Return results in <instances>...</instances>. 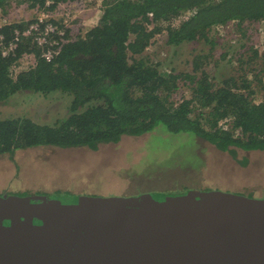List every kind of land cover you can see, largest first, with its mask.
<instances>
[{"label":"trees","instance_id":"16d2710c","mask_svg":"<svg viewBox=\"0 0 264 264\" xmlns=\"http://www.w3.org/2000/svg\"><path fill=\"white\" fill-rule=\"evenodd\" d=\"M13 1L58 15V20L52 17L50 22L65 30L68 42L51 61L42 56L44 48L34 36L22 37L8 56L0 52V104L30 92L69 103L67 115L53 123H41L24 114L0 118V156L12 157L17 150L39 146L99 150L148 134L147 143L154 142L161 133L174 140L203 139L230 153L242 166L249 163L246 153L264 151V52L243 45L234 74L217 82L204 69L206 56L194 57L193 74L166 75L146 52L152 39L163 31L162 24L181 14L187 15L178 25L170 22L167 27V45L212 42L211 30L230 23L247 37L250 28L264 23V0H98L102 11L99 22L75 35L72 24L79 20L63 24L67 15L74 16V9L63 5L75 0H0L2 15L8 13ZM37 16L1 27L6 45L15 29L23 32ZM26 55L36 58L35 65L16 73ZM179 78L189 81L191 98L174 102L171 95ZM261 93L262 99L256 102ZM153 131L156 133L150 135ZM192 189L213 188L179 185L162 196L183 195ZM237 191L254 195V191ZM53 193L24 195L63 202L78 198L61 188Z\"/></svg>","mask_w":264,"mask_h":264},{"label":"rangeland","instance_id":"374dc122","mask_svg":"<svg viewBox=\"0 0 264 264\" xmlns=\"http://www.w3.org/2000/svg\"><path fill=\"white\" fill-rule=\"evenodd\" d=\"M63 8H73V19L79 20L72 24L74 35L79 32L84 34L102 16L101 1L98 0L94 3L90 0L69 1ZM7 11L4 15L0 13V17L6 16L12 21L32 19L40 13L37 9L28 8L27 4L17 5L14 1ZM185 15L164 22L163 31L152 39L146 50L153 62L160 63L159 69L166 75L193 74L194 57L201 55L207 57L204 69L217 82L234 74L238 61L236 57L244 50L243 45L249 44L260 53L264 52V23L250 28L247 37H242L235 24L230 23L228 27H215L211 30L209 36L212 42H190L178 47L167 45L168 25L170 22L173 26L178 25ZM35 63L36 58L32 55L24 56L16 73ZM176 87L171 95L172 101L191 98L188 80L177 79ZM262 94L256 95V102L262 99ZM68 103V100L53 95L45 98L30 92L0 104V118L24 114L41 123H53L67 115ZM154 133L156 131L150 135ZM148 136L126 138L118 144L102 146L99 150L39 146L17 150L12 157L1 155L0 195L27 197L29 195L24 193L30 192V196H37L61 188L78 196H129L145 192L162 196L166 195L168 189L187 185L264 197V151L246 153L249 163L242 166L230 153L222 152L198 137L174 140L172 136L161 133L162 137L147 143ZM238 158L242 159L243 156L239 155ZM237 190L254 191V195L251 192L239 193Z\"/></svg>","mask_w":264,"mask_h":264},{"label":"water","instance_id":"95a60500","mask_svg":"<svg viewBox=\"0 0 264 264\" xmlns=\"http://www.w3.org/2000/svg\"><path fill=\"white\" fill-rule=\"evenodd\" d=\"M0 264H264V197L0 195Z\"/></svg>","mask_w":264,"mask_h":264},{"label":"built area","instance_id":"2783aa9c","mask_svg":"<svg viewBox=\"0 0 264 264\" xmlns=\"http://www.w3.org/2000/svg\"><path fill=\"white\" fill-rule=\"evenodd\" d=\"M50 3L48 2V5ZM45 9L41 10L37 16V21L29 24L26 29L22 32L19 29H15L14 37L11 42L6 45L5 37L0 33V52L3 56H8L13 53L18 47L19 42L22 37L34 36V40L38 46L44 48L42 56L47 60L51 61L56 57L60 52L64 44L68 42V39H65V30H59L58 26L53 25L50 22V18L54 17L58 20V15H50ZM49 20V21H48ZM73 20V17L67 15L64 18L63 24L69 25V21ZM48 21V22H47ZM15 21H12L9 17L1 16L0 17V28L11 24ZM62 23V22H59ZM45 26L44 28L42 26ZM33 56V55H32Z\"/></svg>","mask_w":264,"mask_h":264}]
</instances>
